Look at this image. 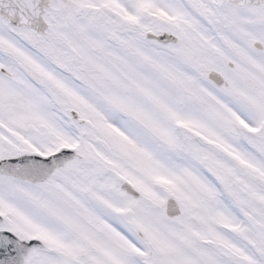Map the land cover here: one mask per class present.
Wrapping results in <instances>:
<instances>
[{"label": "snow or ice", "instance_id": "obj_1", "mask_svg": "<svg viewBox=\"0 0 264 264\" xmlns=\"http://www.w3.org/2000/svg\"><path fill=\"white\" fill-rule=\"evenodd\" d=\"M0 264H264V0H0Z\"/></svg>", "mask_w": 264, "mask_h": 264}]
</instances>
